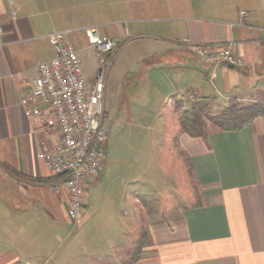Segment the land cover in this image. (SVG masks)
I'll return each mask as SVG.
<instances>
[{"label": "crops", "instance_id": "crops-1", "mask_svg": "<svg viewBox=\"0 0 264 264\" xmlns=\"http://www.w3.org/2000/svg\"><path fill=\"white\" fill-rule=\"evenodd\" d=\"M91 26L118 40L119 50L122 41L151 39L160 64L179 73L158 117L168 123L166 112L172 116L175 132L168 144L190 179L188 197L158 212L135 207L145 216L138 237L146 226L150 242L133 264H264V115L238 130L209 123L205 137L180 130L183 110L202 98L210 100L213 113L232 100L264 102V0H0V239L14 246L0 244V264H51L70 223L68 193L48 189L51 176L37 156L55 145L58 131L49 134L50 123L29 116L23 102L34 87L37 65L54 55L49 35L67 32L80 57ZM184 38L229 43L244 64L206 62L180 42ZM84 72L89 80L96 73L87 74L85 66ZM41 106L48 110V104ZM177 145L189 157L194 179ZM105 173L102 167L89 181L75 244L55 264H108L78 257L83 240L95 253L112 251L99 257L128 264L138 237L127 243L131 223L120 224L116 197L97 196L95 183ZM122 256L127 259L119 262Z\"/></svg>", "mask_w": 264, "mask_h": 264}, {"label": "rangeland", "instance_id": "rangeland-1", "mask_svg": "<svg viewBox=\"0 0 264 264\" xmlns=\"http://www.w3.org/2000/svg\"><path fill=\"white\" fill-rule=\"evenodd\" d=\"M154 46L148 38L122 41L107 77L108 114L105 126L110 134L103 162L106 173L95 183V187L101 201L106 195L105 201H108L111 194L116 197L124 220L120 224L123 226L124 222L131 223L127 226L128 244L134 243L145 219L141 213L143 210L135 207L142 204L145 205V212H158L164 206L177 203L183 196L187 198L189 191L190 179L189 182L185 180L184 164H181L182 160L170 150L168 144V137L175 132L174 124L169 123L172 116L166 112L164 117L169 119L168 123L158 117L159 108L163 109L166 105V93H170L169 89L177 87L179 83V73L169 71L160 64V56L154 55L159 50ZM80 59L87 74L96 72L99 62L93 47L88 46L82 51ZM173 95L177 96L175 92ZM177 106L179 108L180 105ZM129 194L136 196L139 202L130 201L132 196L127 200L126 196ZM89 195L93 198L95 192ZM0 204L3 205L2 199ZM79 224L78 222L76 228L71 230L72 224L69 223L67 229L63 230L62 243L56 249L51 264H55L75 244L73 240L79 233ZM0 244L14 247L9 239L4 243L0 239ZM79 247L78 257L82 259L87 258L89 262L106 260L108 264H116L114 260L110 261L111 258L99 257L112 251L99 250V253H95L92 249L94 246L84 240ZM90 254H95V257L88 256ZM121 259L127 258L122 256L118 261Z\"/></svg>", "mask_w": 264, "mask_h": 264}, {"label": "built area", "instance_id": "built-area-1", "mask_svg": "<svg viewBox=\"0 0 264 264\" xmlns=\"http://www.w3.org/2000/svg\"><path fill=\"white\" fill-rule=\"evenodd\" d=\"M241 16L245 18L246 11L242 10ZM85 32L99 62L93 79L86 76L79 52L68 33L55 31L49 35L54 55L37 65L34 87L23 102L29 116L50 123L49 134L58 131L55 145L37 156L50 173L48 189L68 193L71 230L76 228L86 208L87 185L99 175L106 156L109 138V129L105 126L107 77L120 47L118 40L102 35L96 26L86 28ZM180 42L211 64H244L229 43H195L190 38ZM42 103L49 105L47 111Z\"/></svg>", "mask_w": 264, "mask_h": 264}, {"label": "trees", "instance_id": "trees-1", "mask_svg": "<svg viewBox=\"0 0 264 264\" xmlns=\"http://www.w3.org/2000/svg\"><path fill=\"white\" fill-rule=\"evenodd\" d=\"M260 115H264V102L242 104L240 101L232 100L219 113H213L210 100L202 98L194 102L190 108L183 110L180 116V130L191 136L205 137L209 132V123L222 130H238ZM178 148L180 154L189 163V157L186 152L180 146ZM6 167L13 173L20 175L12 167ZM188 174L194 179L190 163L188 165ZM149 242L150 236L148 230L146 226H143L132 255L128 259V264L135 263L142 256V252Z\"/></svg>", "mask_w": 264, "mask_h": 264}]
</instances>
